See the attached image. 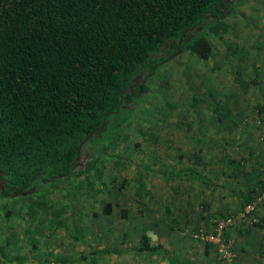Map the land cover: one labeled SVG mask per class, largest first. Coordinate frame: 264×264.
<instances>
[{
  "label": "rangeland",
  "instance_id": "1",
  "mask_svg": "<svg viewBox=\"0 0 264 264\" xmlns=\"http://www.w3.org/2000/svg\"><path fill=\"white\" fill-rule=\"evenodd\" d=\"M226 1L229 30L208 35L214 55L201 60L180 51L152 74L148 93L139 97L115 148L104 155L97 185L89 187L77 174L90 157L85 143L74 172L55 181L57 188L35 179L21 195H0V264H123L127 255L134 257L131 264H167L163 256L135 251L142 232L168 254L204 263L194 249L204 244L192 236L196 227L221 215L238 217L252 200L244 202L247 191L257 190L264 178V0ZM232 44L240 46L235 54L226 52ZM209 92L220 101L218 108ZM136 167L143 171L141 195ZM172 171L178 173L167 178ZM123 177L127 182L121 186ZM106 201L113 202L109 216L101 212ZM255 215L257 223L263 221L264 201ZM240 225L256 223L244 218L228 229ZM228 237L236 264V241ZM117 246L133 249L118 255L111 250ZM214 256L224 264L217 252Z\"/></svg>",
  "mask_w": 264,
  "mask_h": 264
},
{
  "label": "trees",
  "instance_id": "2",
  "mask_svg": "<svg viewBox=\"0 0 264 264\" xmlns=\"http://www.w3.org/2000/svg\"><path fill=\"white\" fill-rule=\"evenodd\" d=\"M228 6L226 0H0V195H21L35 179L57 188L55 181L74 172L85 143L90 157L77 174L97 185L104 155L148 93V79L180 51L210 59L208 35L229 30ZM239 49L232 44L226 52ZM136 171L141 195L143 171ZM181 173L211 184L193 169ZM258 181L245 203L264 178ZM126 182L123 177L120 185ZM112 208L106 201L101 212L109 216ZM136 250L178 264L146 232Z\"/></svg>",
  "mask_w": 264,
  "mask_h": 264
},
{
  "label": "crops",
  "instance_id": "3",
  "mask_svg": "<svg viewBox=\"0 0 264 264\" xmlns=\"http://www.w3.org/2000/svg\"><path fill=\"white\" fill-rule=\"evenodd\" d=\"M222 204H218V212H223L222 210ZM264 216V215H263ZM263 225L258 226H241L237 227L236 229H227L226 235L230 236L231 234L234 235L235 238V246H236V264H251V261L254 259H257V261L253 262L252 264H264V218L262 223ZM175 241V240H174ZM173 241V242H174ZM175 243V242H174ZM203 243V242H202ZM151 244L152 238H151ZM138 246V245H136ZM135 246V251H137V247ZM156 246V245H155ZM189 249V245L187 246ZM132 247L126 248V250L123 252L120 249L113 248L111 249L114 254H124L127 252H131ZM194 249L199 251V254L201 255V261H203V264H222L220 261L215 260L214 252L216 253V250H214V246L210 244H200L198 243ZM134 252L136 255H138V251ZM148 254L151 258H154L153 256L160 255L157 253H144ZM171 257H173L175 260H177L178 264H190L187 262H184L183 260L178 258V255L174 253L169 254ZM161 256V255H160ZM164 257V256H163ZM167 264H177L175 262H172V258H167ZM134 259V257H128L125 256L122 258L123 264H131V261ZM192 264V263H191Z\"/></svg>",
  "mask_w": 264,
  "mask_h": 264
},
{
  "label": "built area",
  "instance_id": "4",
  "mask_svg": "<svg viewBox=\"0 0 264 264\" xmlns=\"http://www.w3.org/2000/svg\"><path fill=\"white\" fill-rule=\"evenodd\" d=\"M257 192L238 214V217L225 215L220 218H210L208 224L200 222L193 232L194 239L215 246L216 252L224 264H232L235 257L234 240L225 235L226 230L237 225L244 218H248L250 223L258 222L259 218L255 215V211L257 204L264 201V183Z\"/></svg>",
  "mask_w": 264,
  "mask_h": 264
},
{
  "label": "flooded vegetation",
  "instance_id": "5",
  "mask_svg": "<svg viewBox=\"0 0 264 264\" xmlns=\"http://www.w3.org/2000/svg\"><path fill=\"white\" fill-rule=\"evenodd\" d=\"M3 183H2V180H0V187H2ZM12 194V193H11Z\"/></svg>",
  "mask_w": 264,
  "mask_h": 264
},
{
  "label": "water",
  "instance_id": "6",
  "mask_svg": "<svg viewBox=\"0 0 264 264\" xmlns=\"http://www.w3.org/2000/svg\"><path fill=\"white\" fill-rule=\"evenodd\" d=\"M78 152H79V150H78ZM78 155H79V154H78ZM78 155H77V158L79 157Z\"/></svg>",
  "mask_w": 264,
  "mask_h": 264
}]
</instances>
